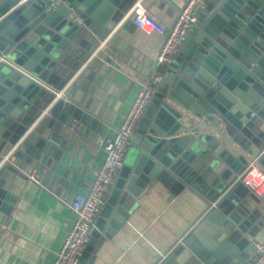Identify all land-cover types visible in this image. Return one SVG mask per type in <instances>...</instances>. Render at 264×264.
Listing matches in <instances>:
<instances>
[{"label":"crops","instance_id":"0c3cea01","mask_svg":"<svg viewBox=\"0 0 264 264\" xmlns=\"http://www.w3.org/2000/svg\"><path fill=\"white\" fill-rule=\"evenodd\" d=\"M186 1L132 0L108 36L96 40L90 31L77 50L62 53L53 81L66 84L56 90L54 103L74 85L65 98L69 104L53 110L51 102L42 108L6 155L16 172L0 177V264H51L72 228L69 203L89 192L102 164L101 144L115 136L151 73L156 69L164 77L166 65L157 67V56ZM96 29L97 34L102 31ZM36 109L30 104L25 115L31 117ZM220 124L212 122L205 129L210 137L189 163L192 181L175 179L143 189L121 207L122 226L109 236L108 220L101 216L104 204L94 229L102 228L100 237L87 245L82 264H203L185 255L169 259L212 203L216 206L218 188L226 185L249 239L231 264L250 262L253 242L264 243V198L238 177L264 151V121L231 135ZM129 147L125 168L137 148L135 143Z\"/></svg>","mask_w":264,"mask_h":264},{"label":"water","instance_id":"95a60500","mask_svg":"<svg viewBox=\"0 0 264 264\" xmlns=\"http://www.w3.org/2000/svg\"><path fill=\"white\" fill-rule=\"evenodd\" d=\"M131 2L0 0V162L42 108L54 103L53 90L65 86L66 80L53 81L62 53L77 50L90 31L96 40L108 36ZM72 87L53 110L69 104L65 98ZM155 91L132 137L134 159L121 170L101 213L108 220L106 236L121 228V207L143 189L192 181L189 163L210 137L209 124L221 123L223 133L231 135L264 121V0H208ZM30 104L37 107L31 117L25 115ZM255 112L257 117L251 116ZM6 171L16 169L6 161L0 177ZM228 187L218 188L216 206L169 262L185 255L203 264H231L241 254L249 239L230 205L234 193H227ZM98 229L89 246L100 237Z\"/></svg>","mask_w":264,"mask_h":264},{"label":"built area","instance_id":"2783aa9c","mask_svg":"<svg viewBox=\"0 0 264 264\" xmlns=\"http://www.w3.org/2000/svg\"><path fill=\"white\" fill-rule=\"evenodd\" d=\"M207 2L208 0H187L183 7L179 9L175 22L160 47L157 56V67L169 64L178 54L181 44ZM137 9V7H134L133 10L136 11ZM160 80L161 76L158 70L155 69L148 79L142 83L115 136L107 138L101 144V150L103 151L102 164L96 173L89 192L86 195H76L69 203L68 206L74 216L72 228L67 233L61 249L51 264H79V260L92 236V231L95 229L97 217L124 167L125 154L132 144V137L136 128L153 98L154 86ZM53 93L54 96L57 94L58 97L59 93L56 90H53ZM62 94L61 96H63ZM253 115L251 114V116ZM5 157L1 160L0 166L8 160V157ZM262 158H264V151L252 157L246 163L245 169L238 180L242 185L264 198ZM29 177L35 180L33 174H30ZM214 205L215 203H212L211 206ZM248 264H264L263 242H253V257Z\"/></svg>","mask_w":264,"mask_h":264},{"label":"rangeland","instance_id":"374dc122","mask_svg":"<svg viewBox=\"0 0 264 264\" xmlns=\"http://www.w3.org/2000/svg\"><path fill=\"white\" fill-rule=\"evenodd\" d=\"M130 150V147H129V149H128V151ZM128 153V152H127Z\"/></svg>","mask_w":264,"mask_h":264}]
</instances>
